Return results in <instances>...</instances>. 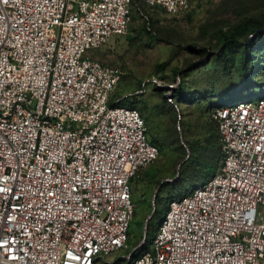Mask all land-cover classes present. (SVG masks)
Masks as SVG:
<instances>
[{
	"label": "built area",
	"instance_id": "built-area-1",
	"mask_svg": "<svg viewBox=\"0 0 264 264\" xmlns=\"http://www.w3.org/2000/svg\"><path fill=\"white\" fill-rule=\"evenodd\" d=\"M192 1L0 0V264H264V98L210 109L220 169L127 244L158 149L112 100L121 70L87 53L127 36L139 4L176 17Z\"/></svg>",
	"mask_w": 264,
	"mask_h": 264
},
{
	"label": "rangeland",
	"instance_id": "rangeland-1",
	"mask_svg": "<svg viewBox=\"0 0 264 264\" xmlns=\"http://www.w3.org/2000/svg\"><path fill=\"white\" fill-rule=\"evenodd\" d=\"M148 13L151 17L147 16L146 20L142 15ZM257 22L264 24V0H193L190 11L176 17L139 5L132 14L127 36L111 37L105 46L87 53L94 60L121 70L123 78L114 89L112 99L120 98L119 94L124 92L125 97L136 100L135 104L142 109L146 120L148 137L160 148L156 160L145 168V172L140 171L132 182L135 215L129 226V251L139 246L145 235L147 244L151 243L169 201L174 195L190 190L205 176L204 164L210 166L211 173L217 169L215 130L207 121L205 106L180 104L177 113L181 115L177 116L169 106L171 103H167L172 99L169 87L174 89L183 82L184 86H189L187 84L194 79L189 75L198 72L196 86L206 88L207 92L214 79L205 80V76L200 75L205 68L189 73V64L203 62L194 68L202 64L209 66L226 55L233 56L238 65L239 61L235 60L243 50L249 56L247 66L256 60L252 69L246 66L248 77L253 75L255 80L258 75L255 83L260 88L264 86V28L252 33ZM240 24L245 26L242 33L236 30ZM224 33L236 35L237 43L221 44L219 38L225 36ZM257 62L260 67L255 66ZM230 66L226 65L224 73L232 72ZM176 71L188 74L180 77ZM220 76L218 73L217 77ZM250 84L237 73L233 80L222 79L218 87L230 90L224 95V101L229 100V105L237 102L256 104L264 98V90L255 92L248 89ZM238 85H242L239 92L231 91ZM162 101L166 102L162 104ZM124 255V251L115 253L109 261L115 262ZM116 264H125V261L121 259Z\"/></svg>",
	"mask_w": 264,
	"mask_h": 264
},
{
	"label": "trees",
	"instance_id": "trees-1",
	"mask_svg": "<svg viewBox=\"0 0 264 264\" xmlns=\"http://www.w3.org/2000/svg\"><path fill=\"white\" fill-rule=\"evenodd\" d=\"M139 5H143L145 6L144 4H139ZM147 9H152L153 12H158V11H161L157 8H149L147 6H145ZM162 12V11H161ZM143 17L146 18V20L148 19L147 16L151 17V15L148 13L146 15H142ZM132 22V21H131ZM244 25L240 24L237 26L236 30L239 31L238 33H242V31L244 30ZM264 28V24L263 23H259L257 22L255 25H254V31L252 33H255L256 31H259V30H262ZM225 34V33H224ZM222 34V35H224ZM219 41L221 44L223 43H229L230 45H234L235 43H237V36L236 35H229V36H221L219 38ZM191 51L193 52H196V53H199L200 50H195V49H191ZM228 54V52H227ZM248 54H247V51L246 50H243L242 52V55L240 57H237V59L235 61H239L238 65H236L233 61V56L232 57H227L226 55L224 57H221V58H218L217 60H215L213 63L209 64L208 65H204L202 64V66H198L196 68H194L198 63H203V62H192L189 64L187 70H190L188 71L189 73L191 72H196L198 71V69L200 68H205V70L203 72H201V76H205V80H212L214 79V83H211L210 87L208 89H210L209 91L205 92L206 88L204 89H200L198 88V86H196V81H195V76L197 75L196 73L194 74H190L189 77L190 78H194L190 83H188L187 85L189 86H184L185 83H180L176 88L174 89H169V92L171 93L172 95V99L171 101L167 102V103H171L169 106H172L173 107V110H174V113L180 117L181 114H178V106H180V104L182 105H193V106H205V113L208 117V120L207 121H210V123L213 125V128L215 130V126L214 124L212 123V121L210 120L209 118V115H208V112L210 111V109L212 108H219V107H224V106H227L229 105V100L227 101H224L225 97L224 95H227L228 93H230V90L229 91H226L224 89H220V87H218V84L221 82L222 79H230V80H233V78L236 76L237 73L241 74L243 78H246L247 79V82L248 83H251L250 85H247L248 89H253V91H260V92H263L264 90V86H262L261 88L259 86H257L258 84L255 83V81L258 79V75L255 76V80H253V75L249 76L248 77V69L246 68V64H247V61H248ZM256 61V60H255ZM255 61L252 62V64H255ZM258 61V59H257ZM212 62V61H211ZM217 63L218 66H216L215 64ZM252 64H250L251 66H247L249 67V69L253 68L252 67ZM201 65V64H200ZM226 65H231L230 66V69H232V72L230 74H226L224 73V69L226 68ZM255 66H258V62ZM219 67V68H218ZM260 67V66H258ZM257 67V68H258ZM188 72H185V71H176L175 74L177 76H180V77H183V76H186L188 74ZM218 73H221V76L220 77H217V74ZM263 72H261V75H262ZM123 78V75L120 79V81L118 82L117 86L120 84L121 80ZM154 82V81H153ZM146 83V82H145ZM143 84V83H141ZM145 85V84H144ZM116 86V87H117ZM241 86L242 85H238V86H235L236 88L232 89L231 91H240L241 90ZM141 90V89H140ZM159 90V89H157ZM223 96V97H222ZM121 98V97H120ZM163 100H165V97H162ZM113 100V99H112ZM166 101H162V104H164ZM136 100L134 102V99L133 98H125L123 100H120L119 101V105H122V106H126V107H129V108H134V109H137L139 111V113L141 114V116L143 117V111L142 109H138V107L136 106ZM166 103V104H167ZM160 104V106L162 105ZM216 106V107H215ZM144 118V117H143ZM145 120V119H144ZM145 124H146V120H145ZM146 127H147V124H146ZM147 133V131H146ZM214 137H215V143L217 145V166H216V170L211 173L210 171V166L205 165L206 169H205V176L201 179H199L196 183H199L201 181H204L210 177H212L214 174H216L218 172V170L220 169V147H219V144L217 142V138H216V131L214 133ZM147 137H148V133H147ZM148 141L150 144L154 145L157 147L158 149V155L160 153V148L158 147V144L154 141V140H151L149 139L148 137ZM195 183V184H196ZM187 191V190H186ZM184 191V192H186ZM182 192V193H184ZM178 194H181V193H178Z\"/></svg>",
	"mask_w": 264,
	"mask_h": 264
},
{
	"label": "crops",
	"instance_id": "crops-1",
	"mask_svg": "<svg viewBox=\"0 0 264 264\" xmlns=\"http://www.w3.org/2000/svg\"><path fill=\"white\" fill-rule=\"evenodd\" d=\"M144 84H145V83H144ZM144 84H142V86H143ZM123 94H124V92L120 93L119 96H121V98H116V99L113 100V101L123 100V99L127 98V96L125 97ZM146 170H147V169H144V172H145Z\"/></svg>",
	"mask_w": 264,
	"mask_h": 264
},
{
	"label": "water",
	"instance_id": "water-1",
	"mask_svg": "<svg viewBox=\"0 0 264 264\" xmlns=\"http://www.w3.org/2000/svg\"><path fill=\"white\" fill-rule=\"evenodd\" d=\"M155 197V196H154Z\"/></svg>",
	"mask_w": 264,
	"mask_h": 264
}]
</instances>
